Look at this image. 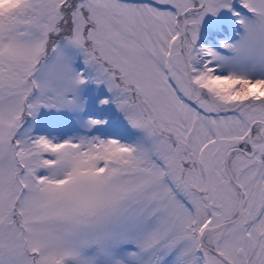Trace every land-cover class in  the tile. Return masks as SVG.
Segmentation results:
<instances>
[{
	"label": "snow or ice",
	"instance_id": "6c2138e0",
	"mask_svg": "<svg viewBox=\"0 0 264 264\" xmlns=\"http://www.w3.org/2000/svg\"><path fill=\"white\" fill-rule=\"evenodd\" d=\"M0 264H264V0H0Z\"/></svg>",
	"mask_w": 264,
	"mask_h": 264
}]
</instances>
